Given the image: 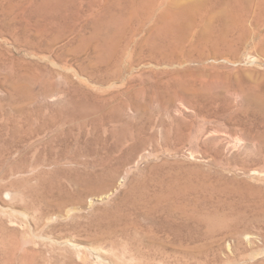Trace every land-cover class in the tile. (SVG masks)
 Listing matches in <instances>:
<instances>
[{
    "label": "rangeland",
    "instance_id": "1",
    "mask_svg": "<svg viewBox=\"0 0 264 264\" xmlns=\"http://www.w3.org/2000/svg\"><path fill=\"white\" fill-rule=\"evenodd\" d=\"M113 1L0 0V174L17 168L0 178V264H264V18L183 66L116 77L152 24L122 3L110 40H91ZM185 69L192 108L160 75Z\"/></svg>",
    "mask_w": 264,
    "mask_h": 264
},
{
    "label": "bare ground",
    "instance_id": "2",
    "mask_svg": "<svg viewBox=\"0 0 264 264\" xmlns=\"http://www.w3.org/2000/svg\"><path fill=\"white\" fill-rule=\"evenodd\" d=\"M102 1L88 0V4L95 3L97 4L95 7L99 8L101 4L98 3ZM122 3H126V6L135 5L134 19L136 21L144 20L148 24H152V27L149 28L147 37L140 39L145 40V44L144 46L137 45V57L133 56L132 63L129 65L130 68L122 71L121 64L117 65L116 77H121L127 72L131 74L133 70L139 71L141 66L148 64H154L156 69L159 68V70L164 67H170L169 65L183 66L186 63V59L188 60L190 55H192L191 52L198 47L225 40L234 31H243L244 19L250 10H256L257 15L260 18H264V0H122L121 3L120 0H115L111 4L105 5L103 10L100 9L101 13L93 19L91 40H110L109 35L116 31L114 24L120 21L122 14L131 13L130 10L122 6ZM127 29H129L130 34L135 35L140 31V26L137 28L125 26V30ZM128 40L132 42L133 38ZM127 46L128 44L125 45L124 50ZM101 47L102 50L109 51L111 49L110 42H103ZM181 71L163 72L160 75L167 76L171 80L173 83L172 88L177 86L172 89L174 101H178L181 106L192 108V104L188 103V98L185 96L187 92L184 94V90H180L181 83L175 82L179 79L173 78L175 75L187 73L186 69ZM157 73V71L151 69H142L138 75L149 76ZM39 134L40 132L36 131L30 137L38 136ZM41 162L42 160L39 159L27 166L18 168L26 170L29 167L33 169L40 165ZM44 162L46 163L47 160ZM13 172H17V168L1 173L0 178H4L5 175ZM114 177V174L109 172L105 175L96 174L87 180V184L93 181H100L103 178L113 180ZM70 183L76 185L77 180H70ZM78 183L85 186V180H79ZM65 202H68V200L61 198L60 203ZM195 213L193 211H183L181 208L178 213V218L191 231L195 229V221L199 216ZM167 214L173 215L171 212H167ZM204 219L213 222L217 220V216L210 214L204 216Z\"/></svg>",
    "mask_w": 264,
    "mask_h": 264
}]
</instances>
